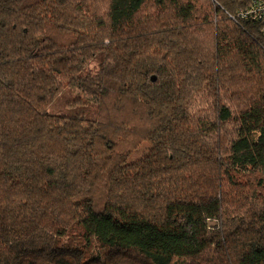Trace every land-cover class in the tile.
Returning <instances> with one entry per match:
<instances>
[{"label": "trees", "instance_id": "1", "mask_svg": "<svg viewBox=\"0 0 264 264\" xmlns=\"http://www.w3.org/2000/svg\"><path fill=\"white\" fill-rule=\"evenodd\" d=\"M250 5L0 0V264H264Z\"/></svg>", "mask_w": 264, "mask_h": 264}, {"label": "rangeland", "instance_id": "2", "mask_svg": "<svg viewBox=\"0 0 264 264\" xmlns=\"http://www.w3.org/2000/svg\"><path fill=\"white\" fill-rule=\"evenodd\" d=\"M77 101H86L85 95L76 88H67L64 93L59 96L56 101L48 109V113L52 115H60L66 113ZM151 148L149 142H144L137 151H135L129 158V162H134L135 160L143 157Z\"/></svg>", "mask_w": 264, "mask_h": 264}, {"label": "built area", "instance_id": "3", "mask_svg": "<svg viewBox=\"0 0 264 264\" xmlns=\"http://www.w3.org/2000/svg\"><path fill=\"white\" fill-rule=\"evenodd\" d=\"M238 18L260 24L262 26V33L264 34V0H251L249 9L241 12Z\"/></svg>", "mask_w": 264, "mask_h": 264}, {"label": "water", "instance_id": "4", "mask_svg": "<svg viewBox=\"0 0 264 264\" xmlns=\"http://www.w3.org/2000/svg\"><path fill=\"white\" fill-rule=\"evenodd\" d=\"M152 80H153V81H156V79H155V78H153Z\"/></svg>", "mask_w": 264, "mask_h": 264}]
</instances>
